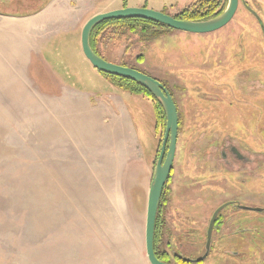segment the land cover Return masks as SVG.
Returning a JSON list of instances; mask_svg holds the SVG:
<instances>
[{
  "label": "rangeland",
  "instance_id": "obj_1",
  "mask_svg": "<svg viewBox=\"0 0 264 264\" xmlns=\"http://www.w3.org/2000/svg\"><path fill=\"white\" fill-rule=\"evenodd\" d=\"M51 1L0 0L15 14H0V264H149L147 193L165 126L156 134L151 101L86 60L80 33L123 3L172 16L192 0H71L75 20L63 27L49 15L24 18ZM244 1L253 13L239 2L213 32L162 28L142 41L143 28L113 26L95 39L110 62L143 69L176 102L175 155L157 212L156 250L171 261L200 256L211 214L231 202L198 264H264V211L240 208L264 207V0ZM212 143L262 157L232 173L208 158ZM226 217L233 229L223 235Z\"/></svg>",
  "mask_w": 264,
  "mask_h": 264
},
{
  "label": "water",
  "instance_id": "obj_2",
  "mask_svg": "<svg viewBox=\"0 0 264 264\" xmlns=\"http://www.w3.org/2000/svg\"><path fill=\"white\" fill-rule=\"evenodd\" d=\"M238 8V0H227L224 10L214 18L204 21H189L177 19L164 12L148 7L126 6L92 15L84 23L80 33L81 51L86 60L99 72L122 76L142 85L161 104L165 114V128L160 143L158 157L153 169L151 182L147 193L144 247L149 264H184L202 261L208 255L211 246V233L216 215L226 204L218 207L212 214L207 228L205 251L199 258L178 256L182 262L160 260L154 250V230L159 201L164 185L170 174L178 136V113L176 104L165 86L157 79L134 68L107 61L98 56L90 45V33L93 27L101 21L113 18H143L159 22L174 30L187 33H208L225 26L234 16ZM4 13V12H2ZM248 210L264 211V208L242 207Z\"/></svg>",
  "mask_w": 264,
  "mask_h": 264
},
{
  "label": "trees",
  "instance_id": "obj_3",
  "mask_svg": "<svg viewBox=\"0 0 264 264\" xmlns=\"http://www.w3.org/2000/svg\"><path fill=\"white\" fill-rule=\"evenodd\" d=\"M227 3V0H192L191 3L186 5L185 7L179 9L175 15H172L173 17L181 20H189V21H204L208 20L211 18L216 17L219 15L225 8ZM125 5V4H124ZM0 9V14L2 15H15V14H9V13H2ZM111 25V26H110ZM118 27L119 30H124V31H135L137 32V27L143 28L145 31H141V35L144 36V39L142 41H145L148 37L155 36V32L161 31L162 28H169L159 22H155L152 20L148 19H143V18H113V19H107L104 21H101L100 23L96 24L91 33H90V45L93 49V51L100 56L101 58L109 61L106 57H104L98 49L95 47V39L97 34L101 31L104 30L107 27H111L113 31H115L116 28ZM140 29V28H139ZM172 29V28H170ZM146 31H150L146 33ZM153 32V33H152ZM140 35V36H141ZM139 57H143L139 56ZM121 65L124 66H129L128 64L125 63H120ZM136 70H139L143 73L146 74V72L143 69H139L137 67H132ZM99 72V71H98ZM99 74L106 79L109 82H112L114 85H116L119 89H123L124 91L130 92L132 95H140L144 98H147L151 103L153 104L155 108V116H156V122L157 124L154 125L155 133L157 134L156 131L160 128V126L163 128L165 126V114L163 111V108L159 101L154 98L148 90H146L142 85L138 84L137 82L130 80L128 78L122 77V76H115L111 74H106L103 72H99ZM163 135V134H162ZM160 147V143H159ZM159 151V150H158ZM165 189V188H164ZM164 192V190H163ZM163 198V193L161 195L159 205L161 204ZM159 205H158V211H159ZM157 211V212H158ZM158 219L156 217V222H155V230H154V250L156 256L163 261H169L164 257V255H160L159 252L156 250V245H157V240L158 238Z\"/></svg>",
  "mask_w": 264,
  "mask_h": 264
},
{
  "label": "flooded vegetation",
  "instance_id": "obj_4",
  "mask_svg": "<svg viewBox=\"0 0 264 264\" xmlns=\"http://www.w3.org/2000/svg\"><path fill=\"white\" fill-rule=\"evenodd\" d=\"M239 2H242V4H243V6L245 7V9H247V10H249L251 13H253V11L252 10H250L249 8H250V6H249V2H247V1H244V0H238V5H239ZM249 3V4H248ZM124 4H126V3H123V5H122V7H126V6H124ZM254 4L255 5H257L258 4V2L257 1H255L254 2ZM2 3L0 2V9H2ZM148 6V5H147ZM258 6V5H257ZM141 7H146V5H142ZM164 86H165V88L169 91V86L168 85H165V84H163ZM171 94V93H170ZM172 96V95H171ZM244 97H246V98H248L247 96H244ZM262 98H264V93H262ZM221 101H223V100H221ZM175 102V101H174ZM176 103V102H175ZM215 146H217L216 148H215V155H214V158H211V157H208L209 159H212V161L214 162V163H216L217 161L218 162H220L219 164H220V167H222L223 169H226V170H228V171H230V172H232V173H236V172H239V171H241V170H243L245 167L244 166H246L247 167V165L249 166L250 165V163H252L254 160H257V157H262V154L261 153H255V152H251L249 149H247V148H244V147H242V146H240L239 144H233V143H229V144H208L207 145V147L208 148H210L209 150H211V147H215ZM253 155L254 157H255V159L254 158H251L250 156L251 155ZM209 155V154H208ZM207 155V156H208ZM262 159L260 160V161H258V165L256 166V167H254V168H250L251 169V172H255L256 171V169H258L259 167H261L262 166ZM227 168H229V169H231V170H229V169H227ZM248 169L249 168H247V170L246 169H244V172H247L248 171ZM171 172V171H170ZM163 193V192H162ZM229 203H231V202H226V203H223V204H221L220 206H222V205H224V204H226L221 210H219L218 211V213H217V215H216V218H215V221H214V224H213V228H212V233H211V245H212V236H213V229L215 228V226H216V223L218 222H220V219H219V215L221 214V211H223L224 210V208L227 206V205H229ZM233 203V202H232ZM220 206H218V207H220ZM217 207V208H218ZM238 207H240V206H238ZM217 208H215V210L217 209ZM240 208H242V207H240ZM262 208H264V207H262ZM242 209H244V208H242ZM214 210V211H215ZM248 210V209H247ZM213 211V212H214ZM158 214V213H157ZM213 214V213H212ZM212 214H211V216H212ZM211 218V217H210ZM231 218L232 217H226V218H224V219H222V221H223V223H221V224H218V229H219V227H221L220 229H219V231H220V233H222L223 235H226V234H228V233H230L231 231H232V229H233V227L230 225V221H231ZM230 219V220H229ZM209 221H210V219H209ZM226 222V225L225 226H223L224 225V223ZM208 225H209V222H208ZM219 225H221V226H219ZM207 228H208V226H207ZM223 229H225L224 231H225V233H224V231H223ZM229 230V231H228ZM206 234H207V230H206ZM205 242H206V238H205ZM210 250H211V246H210ZM209 254V253H208ZM203 255V253L200 255V256H202ZM179 256H181V255H179ZM200 256H198V257H196V258H199ZM208 256V255H207ZM206 256V257H207ZM178 257V256H177ZM183 257V256H182ZM184 257H186V256H184ZM205 257V258H206ZM187 258H189V257H187ZM192 259H195V258H192ZM169 261H171V260H169ZM173 261V260H172ZM204 261V259L202 260V261H199V262H195L194 264H198V263H202ZM174 262H182L180 259H179V261L177 260V261H174ZM184 264H191L190 262H187V263H184Z\"/></svg>",
  "mask_w": 264,
  "mask_h": 264
},
{
  "label": "crops",
  "instance_id": "obj_5",
  "mask_svg": "<svg viewBox=\"0 0 264 264\" xmlns=\"http://www.w3.org/2000/svg\"><path fill=\"white\" fill-rule=\"evenodd\" d=\"M70 1L71 0H52L51 3L45 9L43 8L44 10L40 11V13H37L32 16H25L24 18L36 19V17H40L39 15L42 14H44L42 18H48L45 16L49 15L50 19L46 20L50 21V23L62 24L63 27L65 24H68L69 22H73L75 20L74 18H70L73 17V14L71 16L68 13V7L71 4ZM71 19L72 21H70Z\"/></svg>",
  "mask_w": 264,
  "mask_h": 264
}]
</instances>
